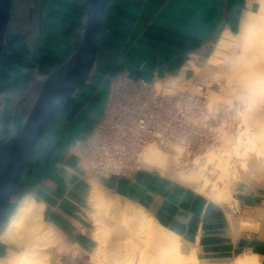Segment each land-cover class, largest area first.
I'll use <instances>...</instances> for the list:
<instances>
[{
	"label": "crops",
	"instance_id": "1",
	"mask_svg": "<svg viewBox=\"0 0 264 264\" xmlns=\"http://www.w3.org/2000/svg\"><path fill=\"white\" fill-rule=\"evenodd\" d=\"M262 1L110 0L103 17L96 67L89 81L58 112L37 146L14 202L10 203L9 218L0 229V259L6 258L9 251L21 252L15 243L4 240H20L15 232L7 234V229L27 196L43 204L45 228L49 227L55 240H60L64 252L71 246L80 252L93 250V253L98 239L89 197L93 184L98 183L111 202L114 201L111 218H106L111 227L109 240H124L127 235L122 222L124 215L139 214V217L146 211L185 240H197L203 226L200 240H233L225 252L231 251L232 244L242 246L247 251L239 254L257 252L263 256L264 264V237H257V227L241 229L257 224L256 207H248L243 215L236 217L235 232L231 233V228L215 229L206 208L199 217L201 211L177 204L181 195L166 182L171 178L146 169L127 170L101 179L92 172L80 147L104 114L107 94L104 95L103 89L113 76L124 73L152 83L178 77L195 79L191 62L200 67L216 48L219 38L227 31H239L245 12L257 10ZM89 6L90 0H46L37 54L40 74L50 73L78 49ZM29 28L26 25L18 33L17 29L10 31L13 40L5 49L4 67L12 66L26 55L30 41H22L21 35ZM12 73L3 70L2 82L7 88L19 86L15 80L20 75Z\"/></svg>",
	"mask_w": 264,
	"mask_h": 264
},
{
	"label": "bare ground",
	"instance_id": "2",
	"mask_svg": "<svg viewBox=\"0 0 264 264\" xmlns=\"http://www.w3.org/2000/svg\"><path fill=\"white\" fill-rule=\"evenodd\" d=\"M191 63L195 75L200 71L206 73V84L200 87L199 92L207 96L208 109L212 114L218 113L225 99L230 104L234 98L240 101V106L233 109L235 114L232 124H235L237 133L233 136L225 131L221 132L218 136L220 146L207 153L205 165L199 166L200 170L192 169L189 173H185L188 171L185 170L176 174L194 182L203 192L209 189L206 192L212 205L206 212L225 209L228 221H235L239 203L232 195L233 184L230 177L237 176L239 167L247 170L255 160L264 164V0L257 10L249 9L245 12L237 33L227 31L219 38L216 48L205 61L203 70ZM213 83L220 88L218 91L213 89ZM191 85H194L193 77H178L163 82L158 80L154 83L157 89L168 93L180 92ZM4 105L1 102V110ZM159 147L156 142L144 146L138 162L147 169L172 177L175 170L170 164L169 155ZM181 149L176 146V160ZM210 164L215 169H222L224 175L218 178L221 183H212L207 175L206 170ZM97 184H93L89 197L93 204L91 214L96 223L95 233L99 244L92 253L94 263L135 264L137 256L139 264H197L203 226L199 228L197 240L189 245L180 234L159 223L150 213L142 211L139 217V214L124 215L122 222L127 233L124 240H109L111 227L106 218H111L114 201L111 202L104 189ZM42 208L43 204H38L31 196L21 201L7 234L13 235L15 232L17 235H27L29 239L21 252L9 251L6 258L0 259V264H49L50 254L42 252L49 244H57L60 240H55L49 227L45 228L47 225L42 220ZM4 241L20 244L17 240ZM53 244L51 245L55 246ZM62 247L60 248L64 250ZM237 264H263V256L249 251L237 259Z\"/></svg>",
	"mask_w": 264,
	"mask_h": 264
},
{
	"label": "water",
	"instance_id": "3",
	"mask_svg": "<svg viewBox=\"0 0 264 264\" xmlns=\"http://www.w3.org/2000/svg\"><path fill=\"white\" fill-rule=\"evenodd\" d=\"M12 1L0 0V222L51 122L91 78L98 61L103 17L110 2L90 0L78 49L66 62L50 73L40 74L37 54L41 42L45 0H42L38 11L31 13L33 24L26 34L21 35L22 41H30V46L34 48L31 51V58L24 55L12 66L4 67L5 49L13 40L8 30L12 16ZM15 25L22 30L26 26L21 21H15ZM30 63L34 66L32 67ZM4 69L12 70L14 75H24L29 82L26 85L19 84L7 88L2 82ZM30 70L33 71L32 74H29ZM37 84L38 87L31 89L30 92H21ZM1 102L5 103L2 110ZM26 102L30 103L25 108Z\"/></svg>",
	"mask_w": 264,
	"mask_h": 264
},
{
	"label": "rangeland",
	"instance_id": "4",
	"mask_svg": "<svg viewBox=\"0 0 264 264\" xmlns=\"http://www.w3.org/2000/svg\"><path fill=\"white\" fill-rule=\"evenodd\" d=\"M204 62L200 64V68L204 69ZM207 81L206 73L204 71H200L196 74L194 79V85L188 87V89L182 90L184 91H192L194 93H200V87H204ZM109 88V83H107L103 89L104 95L107 94ZM213 89L219 90L218 85L213 83ZM201 94V93H200ZM203 95V94H201ZM204 102L203 107L200 111H196L193 113L192 117L189 119V127L181 136L177 137L176 140L173 141L168 147H158L161 148L165 153L169 155L170 164L172 168L175 170L174 175L171 178L170 182L172 187L178 189L181 197L177 200V204L186 208H195L196 210L201 211L199 217L203 215L202 209L211 207V199L205 190L204 192L199 189L197 184L189 180H185L181 178L176 173L179 171H183L185 173H189L193 170H200L199 166H204V161L206 160L207 153L214 149L216 146H220V142L218 136L221 132L225 131L228 134L235 135L237 133V128L235 124H232L234 118V110L237 106H240V101L236 98L231 100L230 102L225 99L223 101V105L218 111L217 114H212L208 109V100L207 96L203 95ZM238 106V107H239ZM234 109V110H233ZM222 130V131H221ZM154 143V142H153ZM176 146H180L182 149L181 154H179V158L176 160ZM198 160L196 164L195 161ZM257 160L253 161L247 170L238 169L237 176H231V184H233L232 195L235 199L238 200L236 212L238 213L235 217H240L244 214V211L248 207H256L257 209V224L249 225L246 227H241L243 230H255L258 228L257 237L262 235L264 237V164L259 163ZM196 164V165H195ZM92 172L97 174L99 177L105 178L106 175L97 173L95 168L91 166ZM144 166L140 163L133 164L128 167L127 170H136L143 171L146 170ZM193 169V170H192ZM125 170V171H127ZM124 171V172H125ZM207 175L210 180L213 182L221 181L218 179L222 175H224L222 169H215L214 165H209L206 170ZM180 177V178H178ZM182 179V180H181ZM173 180V181H172ZM165 182V180H164ZM228 182V181H227ZM230 184V182H228ZM200 186V185H199ZM19 185L17 186V188ZM196 191V192H195ZM197 195V196H196ZM204 197V198H203ZM196 198V200H195ZM198 207V208H197ZM10 207H8L4 213L3 219L0 222V227L3 226L4 222L9 218L8 213H10ZM205 210V209H204ZM205 210V212H206ZM230 212V211H229ZM212 217L210 220L211 224L215 229H223L227 230L231 228V233L235 232V225L233 223L236 221H228V212L224 210H220L217 212L215 209L211 212H206ZM256 222V217L253 216ZM6 219V220H5ZM238 229H236L237 231ZM229 232V231H228ZM68 233V232H66ZM223 234L224 232H218ZM228 234V233H225ZM70 236V234H69ZM20 240H17L19 245H17L21 251L25 244L27 243L28 236L20 235L18 236ZM74 240H66V242L70 243ZM192 245L194 240H186ZM230 241L233 240H201V244L198 250V262L197 264H224V262L228 264H237V259L241 257L243 254H239L245 250V248L234 247L232 244V249L230 252H225L231 246ZM53 244V243H51ZM45 247L42 253L50 254V262L49 264H96L95 261L92 260V251L87 253L80 252L77 249H74L70 246L67 252H64L60 247L59 243H55L52 246ZM99 245V244H98ZM98 247V246H97ZM40 249V248H39ZM61 249V250H60ZM97 249V248H96ZM96 251V250H95ZM94 251V252H95ZM239 254V255H238ZM135 264H139V259H134ZM106 264H112L111 262H106Z\"/></svg>",
	"mask_w": 264,
	"mask_h": 264
},
{
	"label": "built area",
	"instance_id": "5",
	"mask_svg": "<svg viewBox=\"0 0 264 264\" xmlns=\"http://www.w3.org/2000/svg\"><path fill=\"white\" fill-rule=\"evenodd\" d=\"M203 97L189 90L168 93L151 81L118 73L111 78L102 118L80 143L82 153L97 173L121 175L139 163L147 144L168 147L186 132ZM14 199L15 194L10 203Z\"/></svg>",
	"mask_w": 264,
	"mask_h": 264
},
{
	"label": "flooded vegetation",
	"instance_id": "6",
	"mask_svg": "<svg viewBox=\"0 0 264 264\" xmlns=\"http://www.w3.org/2000/svg\"><path fill=\"white\" fill-rule=\"evenodd\" d=\"M42 0H13L12 1V16L10 18V23H9V27H8V30L11 31V30H15L17 29L15 32H19V28L16 27V25L14 24L15 21H21L22 23H24L25 25H31L33 24L32 21H31V13H35L36 11H38L39 9V5L41 4ZM46 0L44 1V4H45ZM34 48L32 46H29V48L27 49L26 51V55L31 58V51L33 50ZM32 64V63H30ZM32 67L34 66L33 64L31 65ZM31 71V70H30ZM33 71H31V73L29 74H32ZM16 84H23V85H26L29 80L25 79L23 75H20L16 78ZM38 87V84L35 85L34 87L32 88H29V89H23L21 92H30L31 89H34V88H37ZM20 92V90H19ZM18 92V93H19ZM21 98H24V96H21ZM30 102H26L24 104L25 108L27 107V105L29 104Z\"/></svg>",
	"mask_w": 264,
	"mask_h": 264
},
{
	"label": "trees",
	"instance_id": "7",
	"mask_svg": "<svg viewBox=\"0 0 264 264\" xmlns=\"http://www.w3.org/2000/svg\"><path fill=\"white\" fill-rule=\"evenodd\" d=\"M234 32L237 33L238 31H237V30H234ZM19 184H20V183H19ZM16 191H17V188H16V190H15V193H16ZM15 193H14V194H15ZM8 207H10V203H9ZM8 207H7V208H8ZM3 216H4V215H3ZM2 219H3V218H2ZM1 228H2V227H0V229H1Z\"/></svg>",
	"mask_w": 264,
	"mask_h": 264
}]
</instances>
